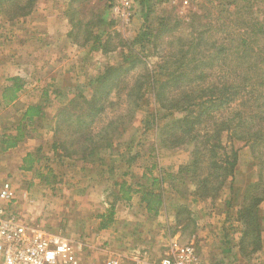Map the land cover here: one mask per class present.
Masks as SVG:
<instances>
[{"label": "trees", "instance_id": "obj_1", "mask_svg": "<svg viewBox=\"0 0 264 264\" xmlns=\"http://www.w3.org/2000/svg\"><path fill=\"white\" fill-rule=\"evenodd\" d=\"M37 1L0 0V13L9 20L25 17L33 12ZM76 1L68 0L63 12L71 27L68 37L77 44V36L84 28L91 42L89 49L104 53L115 50L118 44L113 40L119 34L110 35L106 28L93 33L89 22L82 25L75 20L72 5ZM165 1L135 0L139 4L140 26L134 37L121 43L124 48L118 61L106 64L88 78L90 91L86 96L77 94L59 107L50 127L49 150L59 166L75 165L82 172L86 170V178L93 179L95 171L89 172L88 168L96 162L107 163L105 158L113 154L115 136L123 134L141 108L139 102H145L149 95L157 108L144 109L145 116L140 121L143 130H154L155 148L185 151L186 159L173 168L151 163L135 187L125 180L112 181L107 188L114 199L109 202L107 213L99 216V226L112 223L118 200L138 195L151 221L161 209L169 207L173 215L169 228L178 227L183 232L191 226L192 231L197 223L190 202L214 204L228 189L232 195L236 192L238 198L231 195L226 199V207L219 214L239 223L235 244L242 257L250 258L262 245L259 210L264 202V0H209L211 6L205 15L191 12L187 21L168 11L157 14L156 3ZM151 48L158 59L149 64L146 58ZM138 65L142 68L130 75ZM8 80V84L0 86V103L5 107L15 104L24 88L22 78L14 76ZM41 97L42 102L21 106L18 116L0 134V151L42 136L37 129L42 127L45 109L53 100L47 88ZM107 108H114L115 114L95 126ZM224 138L248 145L256 171L253 180L234 186L239 152L224 145ZM42 152L40 145L34 152L26 153L21 167L34 169L41 182L53 188L58 174L46 164L51 160L49 155ZM134 158L129 154L125 157L128 166ZM113 163L114 159L107 164L109 176L103 180L112 179L110 175L116 173ZM43 165L47 166L46 172ZM156 168L157 174L153 173ZM224 235L228 242V234Z\"/></svg>", "mask_w": 264, "mask_h": 264}, {"label": "rangeland", "instance_id": "obj_2", "mask_svg": "<svg viewBox=\"0 0 264 264\" xmlns=\"http://www.w3.org/2000/svg\"><path fill=\"white\" fill-rule=\"evenodd\" d=\"M210 6L209 0H166L165 2L156 3L155 12L162 14L164 11H168L174 13V15L181 16L183 20L187 21L189 13L194 12L195 15L202 16L206 14V10ZM67 7L68 0H38L33 12L28 16L9 20L8 17L0 13V86L8 84V79L14 76H18L24 81V90L18 94L20 100L6 107L0 103V134L9 126V122H12L18 116L23 104L42 102V90L47 88L53 101L46 107V118L40 122L42 127L37 129V131L42 133L44 140L48 139V137L50 138L52 135L50 127L55 122L56 111H58L59 107L64 106L70 98L72 99L77 94L86 96L90 91L87 82L88 78L94 76L106 64L118 61L121 48L122 50L124 48L121 45L127 39H132L135 30L140 26L137 15L139 4L135 0H131L130 6L126 7L122 6L119 0H77L72 5L74 10H76L73 13L75 20H79L82 25L89 22V29L93 33L106 28L110 35H114V32L119 34V38L113 40L114 44H118L115 50L106 53L102 52L101 49L93 51L89 49L91 42L86 38V32L84 33L83 31L84 28L80 30L77 36V44L73 43L68 37L67 32L71 27L67 22V17L65 20L61 17L58 20V16H61ZM213 14L215 15L216 13L213 12ZM184 29L185 27L183 26L181 32H184ZM157 59L151 48L148 51L147 62L152 64ZM141 68L142 65H138L130 72V75L136 74ZM144 100L145 102L143 100L139 102L142 106L136 110L132 122L126 127L123 134L115 136L113 154L110 155L111 157H108V155L106 158L104 157L107 163L103 161L98 162V164L96 162L88 168L89 172L93 173L95 171L93 173L94 180L100 178V175H105L108 178L109 165L107 164H110L112 159H114L113 164L117 169L116 173L110 175L113 176L110 179L111 181H105L101 178V180H95V185H98V187L107 188L115 180H118V182L125 180L134 184L135 187L138 180L142 181L141 174L151 163L155 162L158 167L173 168L186 159L187 153L182 150L173 152L159 147H156V150L153 144L155 143L154 130L144 131L140 121L145 116L144 109L150 110L149 108L156 109L157 107L149 95ZM121 108L124 109V104ZM114 110V108H107L106 113L100 116L95 126H100L111 119L115 114ZM224 145L233 146L239 152V163L236 169L234 186L237 184L241 185L249 179L253 180L256 171L248 145L244 141L237 139L229 141L226 138H224ZM128 154L129 156H135L130 162V166L125 162V157ZM8 162L10 161L0 156V176L2 178H4L2 166ZM48 165L55 169V174H58V178H60V182L57 179V182L55 181L52 184L55 188L61 184L64 177L70 176L67 172L70 171L71 174L74 171L77 172L76 166L74 169H70L72 166H69L70 168L63 171L65 174H60L58 172L61 171V167L57 163L53 161ZM41 168H43V172L47 171L46 165ZM157 168L153 169V173L157 174ZM100 169H103L104 172L100 173ZM123 171L126 172L124 176H122ZM38 179H36L37 185L32 187V197L37 199L36 202L40 208L44 204H46V207L50 206V204L54 205L50 196L56 192H53L48 186L47 189L44 188L46 190L44 191ZM82 182L84 181L82 180ZM164 186L168 188L167 183ZM98 187L91 189V196H88L92 204L96 205V211L104 209V204L99 203L100 197L98 196V191L100 192L102 188ZM107 195L109 203L114 199V196L113 194H108V191ZM220 195L214 204L200 201L190 202L192 216L197 223L196 229H192V231L191 226L183 232L177 229L178 227L176 229L174 227L171 229L167 228L164 216L168 213L161 212L162 215L159 216L160 219L158 218L157 221H150L144 227L132 228L136 233H130L126 236V239L120 240L117 237L122 235H115L116 237L109 239L110 242L104 244L102 239L95 238V236L91 238L87 235L88 233L84 234L83 237L88 239V241H82V247L76 245L78 248L76 251L80 250V252L78 253L73 249L76 254L77 264L78 256L80 257V264H104V262L106 264L109 258L117 259V264H134L135 259H144L151 264H160L164 258H173L177 254L176 247L188 246H192L198 257L207 264H264V202L260 204L259 210L262 216L261 248L254 256L245 258L224 250V247H230L235 250L233 243L236 241L234 237L238 236L239 223L232 218L231 220H226L224 215L219 214L220 210L225 209V200L231 197L232 193L225 189ZM236 195L235 192L232 196L238 198ZM88 198L78 197L75 200L79 203L85 202L84 207L94 212V208L88 207L89 204L86 202L89 200ZM170 202L171 200H169V204ZM54 206L53 209L55 208ZM15 209L25 216L24 208L19 201ZM131 210L123 207H119L117 210V216L123 218L120 219L122 225V220H125L127 215L128 217L133 215L135 209ZM233 215L234 212L232 213ZM25 218L48 230L50 229L52 232L66 233L70 236L77 233L76 230L74 231L73 226L70 225V220H68V223L64 222L56 225L51 215L42 216L35 214L30 217L25 216ZM172 223L173 221L170 225ZM232 225L235 227H232ZM166 229H169V233L172 235L170 245L163 241L165 239L170 242L168 241L169 238L166 239L164 235L160 234V232L167 231ZM173 230L175 232L172 234ZM225 233L230 237L231 243L225 242ZM159 235L164 237L163 240L159 238ZM97 240L99 243H97ZM67 241L73 248L70 239H67ZM106 254H108L107 257ZM95 261L97 262L94 263Z\"/></svg>", "mask_w": 264, "mask_h": 264}, {"label": "crops", "instance_id": "obj_3", "mask_svg": "<svg viewBox=\"0 0 264 264\" xmlns=\"http://www.w3.org/2000/svg\"><path fill=\"white\" fill-rule=\"evenodd\" d=\"M61 18H63L64 20L66 19V17L64 16V14H61V16H58V20ZM24 90V88L22 89V91ZM18 100H20L19 96H18ZM50 140L51 137L48 139L46 138V140L43 139V137H39V138H28L25 141H23L22 143H20L19 145H17L14 148H10L7 149L5 151H0V156H3V158L6 160H9L10 162L4 164V166H2V171L5 173H3V177L7 180H9L16 192V195H18V199L20 204L23 206L24 208V214L25 216H32L35 214H40V215H46V216H53V221L54 223L57 224H62L64 222L68 223V220H70V225L73 226L74 231L76 230L77 233L70 236L66 233H62L63 237L67 239H70V242H72L73 244V249L76 251L78 248L76 245H80V247H82L81 242L82 241H88V239H85L83 236L84 234L89 235V237H93L95 236V238H99L102 239V242L104 244H107L108 242H110V238L111 237H116L119 235H122L121 237H117L120 240L122 239H126V236L129 235L132 232H135V230L133 231L132 228H140V227H144L148 222L151 221V219H149L148 214L145 212V210L143 209V206L141 204V202L139 201V197L138 195H132L131 198L129 200L123 201V200H118L115 203V208L113 210V218H112V223L109 224L108 226L105 227H100L99 226V216L101 214H104L105 212L107 213V209L109 207V203H108V195H107V191L108 188L106 187H98V185H95V179L94 180V176L93 179L90 178H86V170L85 171H81L80 169H77V172H73V174L69 172H67L68 174H70V176H66L63 178L62 182L60 185H57L56 188L53 186L49 187L48 185H45L43 182H41L40 179H38V177L36 176L34 169L32 171H28V170H24L22 169V159L23 157L26 155V153L28 152H34L36 150L37 147H39L40 145L42 146V153L43 154H48L49 157L51 158V160L49 161V163L53 162V154L52 152L49 150L50 148ZM12 160V161H11ZM46 163V164H49ZM50 166V165H49ZM68 166V167H67ZM72 166V168L70 167ZM59 167H61V171L58 173H64L63 171H66L67 168L70 169H74L75 165L73 166L72 164H68L65 166L60 165ZM80 176H79V175ZM82 174V175H81ZM59 176V175H58ZM86 176V177H85ZM37 177V178H36ZM73 177V179H71ZM84 177V178H83ZM0 178H2V176H0ZM2 178V179H4ZM101 179L106 178L105 175H103L102 177H100ZM98 178V179H100ZM36 179H38L39 184L42 186L41 188L46 191L45 189H47V186L53 191L56 192L55 194H52L50 197H52V202L54 203V205L50 204V206H45L46 204H42V208H40V206H38L37 204V199L32 197V187L36 186ZM71 179V180H70ZM100 179V180H101ZM82 180L84 182H82ZM58 181L60 182V178H58ZM102 188L101 191H98V196L100 197V204H104V209L102 210H97L96 211V205L94 206V204H92L91 200L88 198V196H91V189L94 188ZM45 188V189H44ZM56 189V191H55ZM78 197H87L89 200H87L86 202L89 204L88 207H92L94 208V212L90 211V209H86V207H84L85 202L84 203H79L77 200ZM102 199V200H101ZM55 200V201H54ZM84 201V200H83ZM53 206L55 207L53 209ZM119 207H123L126 208L127 210H131V209H135L133 211V215H127V217H125V220H122L123 225L120 223V219H123L122 217L119 218L117 216L118 213V209ZM168 209H161L159 211L158 216L154 219V221H157L159 216L162 215L161 212H166L168 213L167 215H165V222L167 223V228H169L171 222L173 221V216L170 213V208L167 207ZM84 210H86V212H84ZM132 211V210H131ZM127 213V212H126ZM160 219V218H159ZM131 225V226H130ZM121 226V228H120ZM136 226V227H135ZM125 228V229H124ZM167 231L164 232H160L161 235H164V237L167 239L169 238L167 242V240H163L164 237H161L159 235V238H162V240L164 241V243H169L168 245L171 244V234L169 233V229H166ZM57 232V231H55ZM86 232V233H85ZM136 233V232H135ZM113 235V236H112ZM116 235V236H115ZM167 236V237H166ZM76 238L75 240L71 239V238ZM225 237V235H224ZM229 238V243L230 242V237ZM232 238V237H231ZM235 240H237V236L234 237ZM228 240V239H227ZM97 243L98 240H97ZM233 243V242H232ZM236 241L233 243L235 250H232V248L230 247H224L226 251L228 252H233L236 253V255H238L239 257L241 256L240 253L238 252V248L237 245L235 244ZM76 252H80L76 251ZM259 254H263V253H259ZM108 256V254H106V257ZM264 257V254H263ZM107 259V258H106ZM105 259V260H106ZM97 261H95L94 263H96ZM78 264H80V257L78 256ZM105 264V262H104Z\"/></svg>", "mask_w": 264, "mask_h": 264}, {"label": "built area", "instance_id": "obj_4", "mask_svg": "<svg viewBox=\"0 0 264 264\" xmlns=\"http://www.w3.org/2000/svg\"><path fill=\"white\" fill-rule=\"evenodd\" d=\"M124 7L131 0H119ZM18 195L7 179L0 180V264H77L76 254L60 232H52L25 218L15 209ZM173 258L160 264H207L192 246L177 248ZM106 264H117L109 258ZM134 264H151L135 259Z\"/></svg>", "mask_w": 264, "mask_h": 264}]
</instances>
